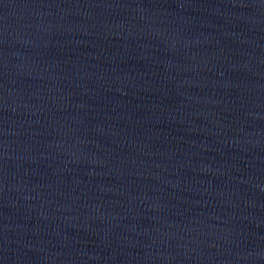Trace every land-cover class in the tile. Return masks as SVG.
<instances>
[{
    "label": "water",
    "instance_id": "1",
    "mask_svg": "<svg viewBox=\"0 0 264 264\" xmlns=\"http://www.w3.org/2000/svg\"><path fill=\"white\" fill-rule=\"evenodd\" d=\"M0 264H264V0H0Z\"/></svg>",
    "mask_w": 264,
    "mask_h": 264
}]
</instances>
